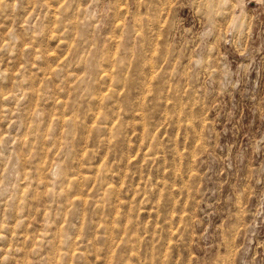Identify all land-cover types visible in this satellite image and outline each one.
<instances>
[{"label": "rangeland", "instance_id": "1", "mask_svg": "<svg viewBox=\"0 0 264 264\" xmlns=\"http://www.w3.org/2000/svg\"><path fill=\"white\" fill-rule=\"evenodd\" d=\"M0 264H264V0H0Z\"/></svg>", "mask_w": 264, "mask_h": 264}]
</instances>
